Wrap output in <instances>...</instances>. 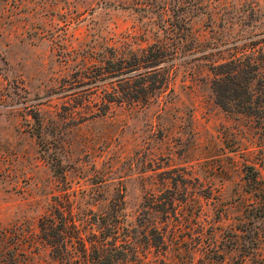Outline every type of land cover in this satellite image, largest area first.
<instances>
[{
	"label": "rangeland",
	"instance_id": "374dc122",
	"mask_svg": "<svg viewBox=\"0 0 264 264\" xmlns=\"http://www.w3.org/2000/svg\"><path fill=\"white\" fill-rule=\"evenodd\" d=\"M257 1L0 0V264H60L38 227L57 202L120 209L138 249L121 264H264V134L215 101L210 70L264 31ZM178 3L197 43L172 90L109 105L98 60L165 39Z\"/></svg>",
	"mask_w": 264,
	"mask_h": 264
},
{
	"label": "trees",
	"instance_id": "16d2710c",
	"mask_svg": "<svg viewBox=\"0 0 264 264\" xmlns=\"http://www.w3.org/2000/svg\"><path fill=\"white\" fill-rule=\"evenodd\" d=\"M199 1L191 0V4L196 8ZM254 3L244 12L260 21L264 18V6L259 1ZM182 8V3L164 5L163 10L173 11L161 25L167 33L165 39L138 48L125 39L121 45L109 47L107 57L98 60L92 77L94 81L109 80V105L146 107L172 90L175 59L197 43L190 23L192 17L183 15ZM248 37L251 40L236 44L229 57L210 63L211 88L215 101L224 110L252 117L264 134V31ZM61 204L57 202L38 222L41 238L60 264H121L130 255L137 258L138 249L133 247L129 235L121 237L125 227L120 209L107 204L98 211L91 210L92 217H76L72 211L66 213ZM91 218L96 220V227ZM86 229L90 231L87 233ZM9 252L0 245V253Z\"/></svg>",
	"mask_w": 264,
	"mask_h": 264
}]
</instances>
